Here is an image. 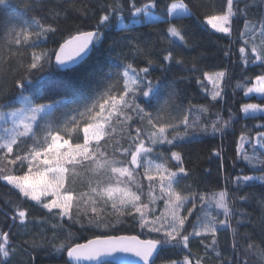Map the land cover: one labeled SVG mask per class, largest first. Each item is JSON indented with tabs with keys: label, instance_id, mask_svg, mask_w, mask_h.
<instances>
[{
	"label": "trees",
	"instance_id": "obj_1",
	"mask_svg": "<svg viewBox=\"0 0 264 264\" xmlns=\"http://www.w3.org/2000/svg\"><path fill=\"white\" fill-rule=\"evenodd\" d=\"M180 0H156V7H149L154 15V20L145 21L143 12L134 14L131 8L134 2L137 7L151 4V0H5L0 5V111L5 113L0 119V136L11 125V120L6 117L12 110L25 106L23 96L30 97L33 104L50 105V111L39 120L34 128L36 138L43 142L40 132L46 134L49 126L52 129L60 130V134L69 139L70 143L83 142V127L86 122H91L87 117H81L86 108L105 97L109 88H113V95H118L123 88L122 73L127 64L131 63L137 69L149 67L150 79H159L163 83L157 89V97L153 100L152 106L147 110L153 116L158 113L165 119L181 118L184 115L189 117V122H196L195 128H189L188 134L182 139L174 140L173 145L157 144L152 146L146 142V147L154 148L149 154V159L155 164L167 162L168 167L175 170L176 162L167 160L172 151L181 153L184 167L189 175L180 181V188L185 189L191 186L190 190L204 194L206 198L211 197L225 188L229 190L234 214L231 219L232 227L237 228L234 236L230 230L221 229L216 236L217 243L214 246L205 248V244L211 245V237H190L189 247L192 249L193 259L199 256L202 264H264V182L259 180L241 183L237 187L236 176L252 175L259 176L260 165L254 168L247 161L240 158L237 147L241 143L240 136L246 130L251 140L246 138L244 149L250 156L264 153V148L256 144V133L264 131L258 127L264 124V114H243L240 108L243 104L250 102H264L255 93L244 95V89L236 88L238 81L243 76L252 78L248 86L254 82V77L261 73L258 65H249L244 69L240 61L239 48L243 46L244 39H250L251 43L260 45L262 38L259 31L249 33V36L241 38L240 33L244 29V16L238 15L233 21L232 35L226 36L217 33L204 22V17L213 12H220L226 8V0H183L191 10L188 15H181L179 18L167 15V6ZM120 5L116 11H112L109 5L115 7ZM248 7V18L255 23L264 17V0H241V10ZM107 9L110 20L107 27H101L102 35L95 40L89 55L77 65L59 69L54 63L53 50H56L64 39L69 38L81 31H95L96 22L100 15ZM59 12V17L53 19L54 14ZM33 18H41L45 23L58 25L56 34H50L47 40L37 43V51L47 49L51 55V63H45L39 70L26 71L25 66L29 61L32 49L26 46H13V51L19 50L16 55H10L5 47L8 39L7 32L11 26L27 22L31 24ZM122 21V24L120 23ZM176 23L187 33L188 44L185 45L174 38L169 37L167 28L169 23ZM174 40L169 45L168 40ZM137 46L143 51L137 52ZM172 48L177 58L183 59V64L162 61L163 50ZM225 51L230 55L225 56ZM147 58L155 63L148 65ZM161 63L167 64V68L160 67ZM193 64L196 70H193ZM228 69L229 77L221 82L223 88V99L213 101L208 91L196 83V78L203 80L204 71H221ZM27 76L24 80V88L16 87V81ZM207 90L213 85L203 80ZM172 93H175L173 96ZM144 98L139 97L137 102ZM196 106V107H192ZM199 106L208 108L207 112L200 110ZM191 108V111L189 109ZM97 111L99 108L97 107ZM133 119L124 121L121 117L117 120L112 118L110 126L106 125L109 137H105L107 144L102 140L101 151L107 148L111 153L116 147H128L131 142L129 137L135 136L136 129L143 127L142 122L135 113H129ZM217 114L227 120L232 117V123L223 133L213 132L211 124L217 118ZM106 115V113H105ZM76 118L74 131H64L67 124L69 128L74 125L69 123ZM207 126L208 131L202 129ZM172 130L169 129V132ZM180 133L185 131L183 125L178 129ZM171 138V136L169 137ZM35 140L31 135L20 138L12 154L8 159H14L16 154L25 155L30 152ZM93 143H95L93 141ZM219 151L220 156L215 152ZM2 154V153H0ZM159 154H162L159 155ZM119 157V153H117ZM122 158V157H121ZM16 169L17 174H22L25 169H17L16 165H9ZM74 177V184L66 181L65 187H74L77 193L89 191V181L95 180V175L86 169L77 168ZM141 173L138 179L143 185L142 201L149 203L148 184L149 182L142 175L143 169H137ZM133 190H135L133 186ZM153 196L159 195L157 187ZM246 196V200L239 197ZM85 200L88 197H84ZM20 204L29 212L30 223L27 228L19 226L18 221H13L14 208ZM97 211L103 214L105 220H111L115 227H94L87 224L91 212V205L81 203L79 208L72 209L73 214L80 212L83 222L76 223L67 217L60 219L53 217L36 205L34 201L23 200L18 192L0 181V231L9 233V243L14 246L15 255L11 264H71L66 251L56 252L52 244H59L70 239L73 244H80L87 240L118 235H135L141 239L157 238L158 234L150 233L147 229H141L139 222L130 216L107 215L113 209L109 202L106 206L98 202ZM186 205L181 210L182 215H187ZM149 208L154 209L155 215L159 216L164 211V201L157 199L155 204L149 203ZM56 211V210H54ZM204 212L216 215L217 219H224L222 212L216 209L214 204L201 205L197 200L196 208L192 215L188 216L186 228L192 231L191 225L196 223L197 216L203 218ZM87 213V215H85ZM151 218V217H149ZM117 219L120 223H116ZM237 221L240 224L237 225ZM57 225V227H53ZM203 239L204 243L200 241ZM29 241V244H23ZM35 241L40 246L33 248ZM233 244L237 247L233 248ZM248 244L257 246L253 250L246 251ZM219 253V255H217ZM187 250L180 247L173 248L165 246L156 257V264H168L171 260L182 261ZM0 264L3 258L0 257Z\"/></svg>",
	"mask_w": 264,
	"mask_h": 264
},
{
	"label": "snow or ice",
	"instance_id": "obj_2",
	"mask_svg": "<svg viewBox=\"0 0 264 264\" xmlns=\"http://www.w3.org/2000/svg\"><path fill=\"white\" fill-rule=\"evenodd\" d=\"M240 2L241 0H226V8L220 12L205 15L204 22L217 33L231 36L234 19H237L238 15H243L245 31L240 33L241 38L249 36V33H254L257 30L260 36L264 38V17L253 23L248 18L247 5L241 10ZM3 4H5V0H0V5ZM107 7L116 11L120 5ZM149 7H156V0H151V4H145L142 7H137L134 2L131 5L134 14L141 12L147 14ZM190 12L189 6L183 0L167 6L169 17L179 18L181 15L190 14ZM59 15L60 13L56 12L53 19ZM109 20L110 15L107 9H104V14L100 15L96 22L95 31H81L64 39V42L59 44L58 50L52 52L57 64L66 65L67 62H75L76 58L86 53L92 41L100 39L101 27H107ZM57 31L58 25L45 23L41 18H33L31 24L24 22L10 27L7 32L8 39L5 42V47L8 49V53L13 56L19 51L17 49L14 52L13 46L31 48L29 61L23 66H25L26 71L39 70L45 63H51V55L47 49L37 51V43L41 40H47L50 34H56ZM167 33L175 41L188 44L187 33L176 23H169ZM174 40H168L169 45H173ZM136 50L137 52L143 51L138 46ZM163 52L162 61L167 62V64L184 63L183 59L174 55L172 48L164 49ZM239 53L244 69H247L249 65H258L261 73L254 77L255 82L251 83V86H248V83L251 82L252 78L247 75L243 76L242 81L237 82L236 88L244 89L245 96L253 93L258 94L264 101V39L259 46L251 43L250 39H244V44L239 48ZM224 55L229 56V51H225ZM147 62L149 66L155 63L151 58H147ZM167 64L161 63L160 67L166 69ZM192 67L193 70H196L195 64ZM150 75L149 67L137 69L131 63L127 64L122 73L124 83L119 94H112L113 88L116 87V85H112L105 94L107 98L101 97V100L86 108L84 113H80L82 118L87 117L91 121L86 122L83 127L82 143H70L69 139H65L60 134V130L52 129L50 126L41 143L33 132V123L37 120V114L44 112L48 105L33 104L32 99L23 96V93L21 96L25 101V106L7 114L13 119L15 127L7 137H0V153H2L0 154V181L11 185L23 200L34 201L36 205L46 209L53 217L60 219L67 217L69 220L81 223L82 226L80 212L78 211L74 215L72 209L74 207L79 208L81 203L90 204L93 215L88 217L87 224L105 228L115 227V224H112L111 220H105L103 214L97 211L96 205L101 202L106 206L110 202L113 212L107 213V215L130 216L139 222L141 229H147L150 233L158 234L157 238L147 240H141L137 236H104L90 240L87 244H73L70 239L71 234H69L66 241L51 245L56 252L66 251L67 256L73 260L96 261V264H156V257L159 252L165 246L171 245L173 248L180 247L187 250V254L184 255L182 261L171 260L168 264H202L201 257L192 258V249L189 247L190 237L210 236L211 245L205 244L207 249L217 243L216 236L221 229L230 230L234 236L237 234V228L232 227L231 224L234 211L227 188L206 198L204 194L191 191V186H187L188 191L185 194V189L180 188V181L189 173L184 167L180 152L172 151L170 157L167 158V160L176 162L175 170L168 167L167 162L155 164L148 158L154 148L146 147V142L152 146L165 143L175 146L174 140H182L188 134L189 128L198 126L196 122L190 123L187 115L165 120L159 113L153 116L152 112L147 110L152 106L153 100L158 95L157 89L163 83L159 79L154 82L153 79L149 78ZM202 75L203 80L211 83L213 88L210 91L207 90L200 77L196 78V83L208 91L213 101L218 98L223 99L224 90L221 87V82L229 77L228 69L204 71ZM26 79L27 76L17 80L16 87L23 89ZM172 95L174 96L175 93ZM139 97L144 99L137 102ZM97 107L99 108L98 111L96 110ZM199 108L203 112L208 111L205 106H199ZM240 111L246 115L256 112L264 113V102L243 104ZM129 113H135L143 127H138L135 136L129 137L131 142L128 147H116L111 153L107 151V148L101 151L103 145L100 142L103 140L107 144L105 137H109L106 125L110 126L113 117L117 120L123 117L125 122L131 121L133 117ZM4 116L5 113L0 111V119H3ZM69 123L73 124L74 127L69 128L66 124L64 131H74L75 127L78 126L75 117ZM231 123V116L227 120H223L217 114L216 120L211 124V130L214 133H223ZM181 125L185 129L183 133L178 131ZM258 127L264 128V124ZM169 129L172 131L169 132ZM202 130L207 132L208 127L205 126ZM29 134L35 140L30 152L25 155L16 154L14 159L9 160V154L13 153L14 146L18 144L20 138L27 137ZM170 136L171 138H169ZM256 137V142L252 145L253 148L256 144L264 148V131L257 132ZM246 138L251 140L245 130L240 136L241 143L237 147L238 155L254 168L257 164L260 165L261 174L259 176H236L237 187L241 183L256 180L264 182V153L250 156L244 149ZM117 153H119V157ZM159 155L162 156V154ZM215 155L220 156V152H215ZM9 165H16L17 169L26 168V171L17 174L16 169L10 168ZM78 167L91 171L95 175V180L89 181L87 193L81 192L74 195L75 188L65 187V184L66 181L70 185L74 184V177L79 175L76 171ZM141 168L143 169V177L149 182V203L155 204L157 199L164 201V211L159 216L155 215L154 209L149 208V203H145L141 199L143 185L138 179L141 173L137 171ZM133 186L135 190H133ZM157 187L159 188V195L153 196L152 192ZM84 197H88V199L85 200ZM239 199L246 200L247 197L241 196ZM197 200L201 205L214 204L215 208L222 212L224 219H217L216 215L204 212L203 218L197 216L196 223L191 225L192 231L189 232L186 228V222L188 216L192 215L193 209L196 208ZM188 204H191V207L187 208V215H182L181 210L185 209ZM13 211L12 220L18 221L19 226L27 228L31 222L28 210L17 204ZM116 223H120V220L117 219ZM239 224L240 221H237V225ZM53 227L55 228L57 225H53ZM200 242L204 243L203 239ZM23 244L27 245L29 241H24ZM39 246L35 241L32 242L33 248ZM235 247L237 245L233 244V248ZM256 247L254 244H248L246 251ZM128 253L138 259L129 260L126 255H123ZM13 255H15V251L14 246L9 243V233L0 231V257L3 258V264H11L10 258ZM105 257L112 259H103Z\"/></svg>",
	"mask_w": 264,
	"mask_h": 264
},
{
	"label": "water",
	"instance_id": "obj_3",
	"mask_svg": "<svg viewBox=\"0 0 264 264\" xmlns=\"http://www.w3.org/2000/svg\"><path fill=\"white\" fill-rule=\"evenodd\" d=\"M85 32H86V31H85ZM63 42H64V41H63ZM63 42H62V43H63ZM93 42H94V40H93L92 43L89 45V49L86 50V53L82 54L81 57L76 58V61H75V62H71V61H70V62H67L66 65H59V64H57V62H56V60H55V56H54L53 59H54V63H55V65H56L59 69L71 68V67L77 65L78 63H80L82 60H84V59L89 55V53L91 52V49H92V44H93ZM56 50H58V48H57ZM118 236L131 237V236H135V235H118ZM137 237H138V236H137ZM101 238H102V237H101ZM139 238H140V237H139ZM95 239H97V238H93V239H90V240H95ZM140 239H141V238H140ZM90 240H87V241H85V242H83V243H80V244H87L88 241H90ZM141 240H146V239H141ZM123 255H126L127 258H128L129 260H136V259H138L137 257L132 256L130 253H128V254H123ZM103 259L111 260L112 258H111V257H105V258H103ZM69 260H70L71 264H96V261H87V260L76 261V260H73V259H71V258H69Z\"/></svg>",
	"mask_w": 264,
	"mask_h": 264
},
{
	"label": "rangeland",
	"instance_id": "obj_4",
	"mask_svg": "<svg viewBox=\"0 0 264 264\" xmlns=\"http://www.w3.org/2000/svg\"><path fill=\"white\" fill-rule=\"evenodd\" d=\"M173 3H179V1H175V2H173ZM143 18H144L145 21H149V20H154L155 18H157V16L154 15L150 10L147 9V14H145V13L143 12ZM120 23L122 24V21H120ZM254 82H255V81H254ZM254 82H253V83H254ZM256 95L259 96L258 94H256ZM250 103L260 104V102H250ZM246 104H247V103H246ZM23 107H24V106H23ZM50 108H51V106L48 105V107L45 109L44 112H41V113L37 114V120L33 123V132H34V133H35L34 128H35L37 122H38L39 120H41V118L44 117L45 114H46L47 112L50 111V110H49ZM17 110H18V109H17ZM12 111H13V110H12ZM242 113H243V112H242ZM243 114H245V113H243ZM249 114H264V113L256 112V113H249ZM245 115H246V114H245ZM6 117L9 118V119L11 120V125H10L8 128H6L7 131H4V132L1 134L0 137H7L8 135H10L11 130L15 127V124L13 123V119H12L9 115H6ZM21 130H22V129H21ZM29 135H31V134H29ZM40 135H41V137H44V136H45V134H43V132H40ZM42 139H43V138H42ZM41 143H42V142H41Z\"/></svg>",
	"mask_w": 264,
	"mask_h": 264
}]
</instances>
